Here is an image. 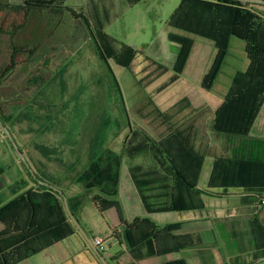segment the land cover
<instances>
[{
    "label": "rangeland",
    "instance_id": "rangeland-1",
    "mask_svg": "<svg viewBox=\"0 0 264 264\" xmlns=\"http://www.w3.org/2000/svg\"><path fill=\"white\" fill-rule=\"evenodd\" d=\"M26 1L38 3L41 0H0V3L23 4ZM180 2L62 0V6L85 15L91 22V28L97 35L94 37L106 61L99 57L84 24L73 19L67 10L52 14L46 10L32 9L22 26L19 27L18 21L12 24V35L0 34V66L9 65L12 58L16 65L20 64L13 79L6 83L12 88L19 84L20 89L14 97L19 102L10 103L5 109L13 115L8 129L13 132L17 145L24 150L31 146H75L77 150L73 149L72 154H83L81 158L95 155L102 149L119 151L122 146L125 149L128 146L129 149L131 146H147L143 154L138 155L133 154L135 151L130 153L125 150V160L130 157L133 164L151 163L158 166L161 165L160 160L152 147L158 146L159 142L164 144L168 140H175V136L182 134V129L197 122V114L205 120L200 126V137L204 135L208 140L213 139L208 125V109L202 116L203 111L192 109L187 102L200 92L205 99L211 96V92L200 87L199 81L205 67L206 71L210 68L215 49L207 39L167 26L168 19ZM11 16L6 12L5 22ZM166 31L193 40L190 54L193 53L191 56L189 54L184 75L183 69L181 75L167 86L164 84L170 80L172 72L160 69L140 55L144 47L153 44L157 35L155 42L162 43L166 55L171 56L175 48L168 47L165 36L162 37ZM234 41L244 44L237 38ZM240 46L233 47L228 57L231 68L226 70L224 67L225 72L234 73V69H238L241 61L245 60ZM14 48L20 52L14 53ZM147 54L154 57L149 50ZM112 77L120 88L126 116L121 111ZM195 137L194 133L192 139L196 141ZM0 139L1 146H11L1 133ZM207 202L218 203L208 198ZM84 211L83 216L77 214L83 230L91 224L94 233L106 236L108 229L99 214L88 206ZM183 217H191V214ZM70 226H73L71 221ZM74 229L85 244L83 237ZM68 242L75 251L74 241ZM103 243L106 251L102 255L107 259L109 240L104 238ZM216 249L227 256L228 250L223 245ZM191 259L193 264H207L204 256Z\"/></svg>",
    "mask_w": 264,
    "mask_h": 264
},
{
    "label": "trees",
    "instance_id": "trees-1",
    "mask_svg": "<svg viewBox=\"0 0 264 264\" xmlns=\"http://www.w3.org/2000/svg\"><path fill=\"white\" fill-rule=\"evenodd\" d=\"M32 9L46 10L52 14L69 11L73 19L84 24L99 57L106 61L101 46L95 39L97 35L91 28V22L85 15L62 6V0H41L38 3L26 1L23 4L0 3V34L12 35L10 31L12 24L18 21L19 27L22 26ZM6 12L12 15L7 22ZM167 26L213 43L215 56L200 83V87L205 91L212 89L228 52L230 38L236 37L245 43L248 68L244 72H237L232 78L222 104L213 113L211 130L227 136H248L264 106V6L241 4L231 0H181L178 8L168 19ZM163 36L168 47L175 48L171 56L166 55L162 43L155 42L158 39L157 35L153 44L144 47L140 55L143 59L155 63L160 69L172 72L170 80L164 84L167 86L181 75L191 52L193 40L169 31ZM148 50L154 57L147 54ZM133 57L132 55V59ZM166 63L170 65L167 66ZM15 65L16 62L12 58L9 66L2 71L1 79L5 78L6 73ZM112 81L121 102V111L126 116L120 88L113 77ZM0 120L4 125L9 122L1 113ZM0 133L3 134L1 129ZM174 139L164 144L159 142L158 146L152 147L160 160L161 165L158 166L151 163L133 164L130 157L125 160V150H129L130 153L135 151L133 154L138 155L143 154L147 146L138 148L131 146L130 149L129 146L126 149L122 146L119 151L106 149L107 151L97 152L75 181L87 193L81 198L74 199H69L64 194L76 219L82 201L93 192L95 194L90 196L89 201L99 213L109 208L116 210L128 246L135 247L145 239H150L155 243L158 254L172 253L171 251L176 252L197 242L192 234L181 237V234L176 236L175 233H180L183 229L195 231L200 226H205L203 220L183 223L176 221L172 215L188 210L186 204L182 203L183 189H194L199 184L198 179L205 165L210 166V176L205 188L259 189L258 196L261 198L264 195L262 158L216 157L210 161L195 150L187 137L180 134ZM25 172L39 191L28 190L2 206L0 223L9 224L11 221L14 231L20 233L13 239L14 246H19L14 251L21 248L26 254H33L37 248H46L76 231L70 226L59 196L38 185L27 169ZM166 237L173 240V243H167ZM90 253L94 256L91 251ZM20 258V255H17L16 258L8 259L6 254L2 253L0 264H16ZM167 264L188 263L184 260H175Z\"/></svg>",
    "mask_w": 264,
    "mask_h": 264
},
{
    "label": "crops",
    "instance_id": "crops-1",
    "mask_svg": "<svg viewBox=\"0 0 264 264\" xmlns=\"http://www.w3.org/2000/svg\"><path fill=\"white\" fill-rule=\"evenodd\" d=\"M234 38L236 37H231L229 40L228 52L213 83L212 90L209 91L211 96L205 99L206 97L204 98V95L200 92V94H196L197 97L190 98L187 102L188 105H192V109L203 111L202 116L205 115L206 109H208L207 112L210 113L208 125L213 139L208 140L204 135L200 137L202 131L200 126L204 124L205 120L198 117V114L195 124L192 122V124L182 129V136L187 137L195 150L210 161L216 157L262 158L264 161V106L261 108L248 136H227L216 134L211 130L213 113L222 104L232 78L237 72H244L248 68L249 62L244 50L245 43L238 44L234 41ZM239 45H241L240 49L245 54V60L241 61V66L238 69H234V73H227L225 71L231 68L228 57L233 52V47H239ZM13 50L14 53L20 52L16 48ZM27 61H24V63ZM8 66H0V113L9 119V122L5 125L7 129L13 115L5 109L9 107L10 103L19 102V99L14 97L17 96L20 89L19 84H16L17 86L14 88H12V85L8 86L9 84H6L13 79L20 64L15 65V68L6 73L5 78L1 79L2 71ZM224 67H226V70ZM206 70L205 67L201 78L207 72ZM218 81L220 82L218 83ZM199 82L201 83V81ZM196 84L198 86V83ZM188 87H191V85L188 84ZM8 130L10 131V129ZM10 133L13 137V132L10 131ZM194 133L196 141L192 139ZM1 145L0 139V208L28 190L39 191L38 187L26 174V169L20 159L16 157L17 155L14 153L12 146ZM18 148L37 180L58 188L69 199L81 198L84 193H87L75 181L88 165L94 156L93 154L85 158H81L83 154L79 156L78 152H75L74 155L72 151L73 149L77 150L75 146H31L26 150L21 146H18ZM209 174L210 166L205 165L198 179L199 184L194 189H183L182 203L186 204L188 210L172 213L174 219L179 222L187 223L194 220L205 222V226H200L195 231L183 229L182 232L175 233L176 236L181 234V237L192 234L197 239V242L193 245L183 247L176 252L158 254L155 243L150 239H145L135 247L128 246L116 210L109 208L99 213L89 201L93 192H90L88 197L84 198L76 216L77 214L83 216L85 214L84 209L88 206L103 219L108 229L106 236L94 233L95 229L91 224L86 225L84 231L89 238L100 237L103 240L104 238L109 240L108 252L106 253L108 264H167L175 260H184L188 264H193L191 258L194 256H204L207 264H264V205H260L258 201V198H260L258 196L259 189H207L205 187ZM207 198L216 200L218 203L207 202ZM189 213L191 217H183ZM19 234V232L14 231L11 221L9 224L7 222L0 223V254L5 253L8 259L20 255L21 260L16 264H98L90 251L87 250V245L77 237L75 232L60 241L53 242L46 248H37L36 253L33 254H26L21 248L14 251L19 246H14L13 239ZM67 241H74L75 251L70 248L72 245ZM165 241L169 244L173 243V240L167 237ZM221 245L228 250L226 257L216 249Z\"/></svg>",
    "mask_w": 264,
    "mask_h": 264
},
{
    "label": "water",
    "instance_id": "water-1",
    "mask_svg": "<svg viewBox=\"0 0 264 264\" xmlns=\"http://www.w3.org/2000/svg\"><path fill=\"white\" fill-rule=\"evenodd\" d=\"M231 1L239 2L241 4H256V5L264 6V0H231ZM0 129H1L2 133L4 134V136L6 137V139L11 144V146H12L13 150L15 151L17 157L20 159V161L22 162L24 167L31 174L33 179L37 183H39L41 186H44V187L48 188L49 190H51L52 192H54L55 194H57L59 196V198L62 200L66 215L68 216L69 220L72 222V224L76 228V230L79 232V234L83 237V239L85 241V244L88 246V249L94 254V256L100 262V264H108L106 259L104 258V256L100 253L98 248H96L94 246L91 238H89L87 236V234L85 233V231L81 227L80 223L78 222V220L76 219L74 214L71 212V210H70V208L68 206L67 198L64 195V193L62 191H60L58 188H56V187H54L52 185H49L47 183H44L42 181L37 180L36 176L32 172V170L29 167L27 161L25 160V158L23 157L21 151L19 150L16 142L14 141L10 131L7 129V127L3 124V122L1 120H0Z\"/></svg>",
    "mask_w": 264,
    "mask_h": 264
},
{
    "label": "built area",
    "instance_id": "built-area-1",
    "mask_svg": "<svg viewBox=\"0 0 264 264\" xmlns=\"http://www.w3.org/2000/svg\"><path fill=\"white\" fill-rule=\"evenodd\" d=\"M259 204H260V205H264V196H262V197L259 199ZM92 242H93L94 246H95L96 248H98V250L100 251V253L106 251V248L104 247L103 240H101L100 238H98V237H94V238H92Z\"/></svg>",
    "mask_w": 264,
    "mask_h": 264
}]
</instances>
